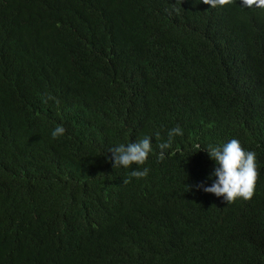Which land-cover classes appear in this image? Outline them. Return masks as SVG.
Masks as SVG:
<instances>
[{"label": "trees", "instance_id": "1", "mask_svg": "<svg viewBox=\"0 0 264 264\" xmlns=\"http://www.w3.org/2000/svg\"><path fill=\"white\" fill-rule=\"evenodd\" d=\"M233 138L259 179L227 204L203 149ZM0 264H264V9L0 0Z\"/></svg>", "mask_w": 264, "mask_h": 264}, {"label": "clouds", "instance_id": "2", "mask_svg": "<svg viewBox=\"0 0 264 264\" xmlns=\"http://www.w3.org/2000/svg\"><path fill=\"white\" fill-rule=\"evenodd\" d=\"M197 2L216 8L230 5L234 0H197ZM242 5L247 8L264 9V0H242ZM48 99L54 98L48 97ZM64 133L65 128L62 125H58L53 131V136L57 137ZM175 135H183L180 126L171 129L168 132V141L159 145L161 151L158 159L163 160L165 158L163 150L170 148L172 138ZM151 145L152 138L146 135L134 143L129 142L127 145L120 144L110 148L108 151L112 153L113 167L123 166L129 168L132 165H143L152 151ZM197 147L199 148L200 146L197 145ZM203 150H206L209 158L218 165L213 171L216 180L210 187H203V191L213 193L217 197L222 196L227 204L233 203L237 199L250 200L255 195L259 179V168L255 151L245 149L236 138L222 145L209 146ZM148 171V168L143 170L133 169L131 175L136 178H143L147 176Z\"/></svg>", "mask_w": 264, "mask_h": 264}]
</instances>
